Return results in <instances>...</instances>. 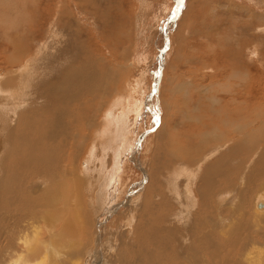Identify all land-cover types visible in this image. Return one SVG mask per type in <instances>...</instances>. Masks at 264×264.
<instances>
[{
    "label": "rangeland",
    "instance_id": "374dc122",
    "mask_svg": "<svg viewBox=\"0 0 264 264\" xmlns=\"http://www.w3.org/2000/svg\"><path fill=\"white\" fill-rule=\"evenodd\" d=\"M0 2V81L1 72L10 69L9 64L3 61V56L11 53V50L5 53L7 41L14 38L16 32L25 31L26 26L30 28V38L33 36L32 39H22L26 41L22 46L29 54L27 56L29 58L25 61L27 65L24 67L26 79L29 73L30 76L24 81L26 85L23 83L16 90L19 94L16 95L15 92L13 95V99H20L21 107L16 110L26 105L28 99L26 95L33 89L30 85L44 79L46 73L51 71V76H55L51 80L52 83L55 86L59 84L61 73L58 74L56 68L51 70L52 67L47 69L43 65L42 70L36 69L44 59L43 56H59L58 62L57 57L53 56L55 59L53 62L63 68L69 67L67 61L72 58L75 59L70 67L78 65L80 59L82 62L79 64L88 71L92 63L94 67L97 64H104L109 71L112 70L111 74H114L108 87V92H112V89L114 92L109 93L108 99L102 95L91 98L90 93H84L85 95L79 98L92 100L94 98L92 102L95 103L97 100L103 103L107 101V107L110 105L115 109L114 117L111 116L110 120L112 136L110 139L103 136L101 141L98 129L104 126V121L100 120L104 115L99 113L96 118L91 117L95 108L93 103L90 104L92 108L89 106L84 112L91 117L90 121L94 122L92 129L97 128V130L93 131L90 141L83 139L84 142L82 140L79 142L81 146L75 159L79 158L76 160V165L78 169L80 167L78 176L82 179L80 191L85 195L83 205L90 215L87 232L89 238L91 236L93 242L90 243L93 245L92 253L90 248L80 249L83 255L79 253L71 257L75 264H103L105 259L120 250V243L123 244L127 236L132 241L135 234L137 236L135 241L142 239L145 233H149L148 231L143 233L144 230L137 234L133 233L135 228L129 219L131 215L128 214L129 206L126 202L129 199H135L134 202H137L136 199L140 201L137 197L147 192L146 187L150 184L153 188L157 187L163 195L168 194V197L172 196V189L169 190V186L173 181L178 185L176 186L185 200L188 175L184 172L188 169L196 172L198 159L215 145H212L213 142L209 139V142L203 143L201 136L208 135L203 134V128L210 129V126L215 125L209 123L215 122L218 117L213 111L217 107V102L227 99H234L235 102L236 99L241 104L242 100L254 99L253 102L264 103V0H183L178 15L169 24L166 22L175 13L176 0H27L25 7L22 5L23 0H0ZM161 50L163 52L159 54ZM80 52L95 55L87 59L85 54ZM45 60L47 62L48 58ZM83 61L87 62L83 63ZM158 63L162 70L160 77L157 76ZM11 66L12 69L19 70L16 72L19 74L23 69L17 63ZM95 69L97 70V66ZM231 74L236 77L230 79L234 76ZM31 78H34L32 84H30ZM156 78L157 82H155ZM246 78L249 79L250 84L242 89L237 82L244 84ZM153 83H157V91L151 94ZM146 99H149V102H144ZM75 103H69V113L75 112L74 107H79L75 106ZM148 104L152 106L153 113L149 111ZM154 113L157 115L155 116ZM72 118V124L80 123L79 115H73ZM121 150L123 154L120 155ZM228 150V145H224L216 159L228 154ZM189 151L195 153L197 159L195 163L191 164L186 160ZM90 154L92 157L95 155L99 158L104 157L101 160L104 161L103 166L100 165L101 162L95 160L90 167ZM118 156L122 157L120 167L115 164ZM85 164H88L87 168ZM155 164L159 169L162 166V169H156ZM227 164L228 160L224 161V165ZM114 166L116 172L113 170ZM203 168L204 166L201 171ZM106 171L109 176L104 180L110 189L102 186L104 183L98 176V173L104 176ZM38 181L37 178L30 180V182ZM197 183L199 185L200 180L194 179L190 188V192L195 193V200ZM145 184L147 186L144 188ZM89 186L91 189L88 190ZM146 200L150 202L149 197ZM137 207L138 205H134L132 208L133 216L134 213L141 214L139 212L141 208ZM190 208L194 209L193 204ZM143 215L144 221L148 219L153 228L155 219L149 214ZM95 222L98 225H94ZM97 237L99 241H96ZM103 243L104 245H101ZM147 250L152 251L151 248Z\"/></svg>",
    "mask_w": 264,
    "mask_h": 264
},
{
    "label": "bare ground",
    "instance_id": "6f19581e",
    "mask_svg": "<svg viewBox=\"0 0 264 264\" xmlns=\"http://www.w3.org/2000/svg\"><path fill=\"white\" fill-rule=\"evenodd\" d=\"M26 1L23 0V7H25ZM12 26L14 25L12 24ZM16 30L18 31V28ZM29 30L30 28L26 26L25 31L16 32L14 38L8 39L10 41H7L5 53L9 50L11 53L3 56V61L5 60V63L9 64L10 69H4L1 72L0 264H75L71 257L79 255L80 249L90 248L92 253L93 245L90 243L93 242L91 236L89 238L87 232L90 215L83 205L85 195H82L83 193L80 191L82 179L78 176L80 167L78 169L76 165V160L79 158H75L79 154L78 150L81 146L79 142L81 140L84 142L83 139L90 141L93 131L97 130V128L92 129L94 122L90 121L91 117L94 119L99 113L104 115V118H100L101 122L104 121V126L98 129V133L101 135L100 141L103 136L108 139L112 136L110 120L115 108L110 105L107 107L108 102L104 99V103L100 102L101 100H97L95 103L92 102L95 99L91 98L102 95L108 99V96L114 92L113 89L112 92H108L109 82L113 79L114 74L112 75L110 72L112 70L109 71L104 64H97L96 70V66L94 67V63H92L90 67L87 66L90 68L88 71L82 64H79L82 62L80 59L78 65L70 67L75 59L72 57L67 61L68 68L58 67L56 62H53L55 60L53 56L57 57V62L60 57L57 55L49 57L47 54L48 57L43 56V62L41 61L36 69L42 70L43 65L47 69L52 67L51 70L56 68L58 74L61 73L59 84L55 86L52 83L51 80L55 76H51V71V73H46V78L30 85L33 89L31 88L32 91L29 90L26 95L28 98L25 102L26 105L16 110L21 107L19 106L20 99H13V95L15 92L16 95L19 94L16 90L30 76L29 73L26 79L24 67L27 65L25 61L29 58L27 57L29 54L22 46L26 42L22 39L30 38ZM88 53L80 52V54H85L87 59L95 55L92 53L88 55ZM51 57L53 59H50ZM45 58H48L47 62ZM87 61H83V63ZM16 63L23 68L20 74L16 73L19 70L11 68V64ZM31 70L33 71L34 67ZM158 76L160 77V74ZM235 77L236 75L230 79ZM118 79L116 78V80ZM32 80L34 78H31L30 84L34 82ZM246 80L244 84L237 82L238 86L242 89L247 87L250 81L247 78ZM157 81L156 78L155 82ZM71 91H75V93L72 94ZM84 93H90L91 98L79 99L85 95ZM26 96H24L25 99ZM253 101L254 99L242 100L243 106L236 99L235 102L234 99L217 102L218 108H214L213 111L218 117L215 122L209 123V125L212 123L215 125L210 126V129L203 128V134L208 135L201 136L203 143L211 140L212 145L215 144L214 147L198 159L196 172L189 169L185 171L181 166L184 173L188 175L186 189L184 188L186 190L185 200L177 188L178 185L172 181L169 186V190L172 189V192L170 191L172 196L163 195L157 187L153 188V185L150 184L146 187L147 192L137 197L140 198V201L136 199L137 202H134L135 199H129L126 202L129 206L128 214L132 217L128 215L129 219L135 228L133 233H140L141 230H144L143 233L146 231L149 233H145L142 239L135 241L134 239L137 237L135 234L132 241L127 236L126 239L129 242L124 244L127 241L125 240L123 241L124 245L120 243V250L105 259L106 264H264V103ZM70 102L71 104L76 102L75 106H79L78 108L74 107L75 112L69 113ZM39 103L40 105H38ZM91 103L95 105V108H93L94 112H91L90 117L84 112L87 107H91ZM133 105L137 107L139 104ZM71 107L73 108V106ZM73 115H79L80 123H71ZM224 145H228L229 153L223 155L221 159H216ZM121 154H123V150H121ZM171 154L173 153L171 152ZM89 156V159L91 158L90 167L95 160L101 162L104 158H99L97 155L92 157L91 154ZM121 159L122 157L118 156V161L115 162L119 167ZM186 160L188 163H195L197 160L195 153L189 151ZM226 160H228V164L224 165ZM102 162L101 166H103ZM155 165V168L159 169L157 164ZM84 166L87 168L88 164ZM113 170L116 172L115 166ZM199 172L200 174H198ZM184 173L181 172L183 175ZM98 176L102 178L101 182L104 183L102 186L105 189H110L104 180L109 176L108 171L104 176H100V173ZM32 178H37L39 181L30 182ZM175 179L177 180V178ZM194 179L200 180V186L198 183L196 185V200L194 199L195 193L190 192ZM145 186L147 184L144 185V188ZM146 196L149 197L150 202L146 200ZM142 197H144L143 200ZM192 204L193 210L190 208ZM134 205L141 208V211L137 209L141 212L140 215L134 213L133 216ZM143 214H149L155 219L153 228L148 219L144 221ZM96 222L94 225H98ZM96 241H99L98 237ZM147 247L152 251L147 250Z\"/></svg>",
    "mask_w": 264,
    "mask_h": 264
},
{
    "label": "water",
    "instance_id": "95a60500",
    "mask_svg": "<svg viewBox=\"0 0 264 264\" xmlns=\"http://www.w3.org/2000/svg\"><path fill=\"white\" fill-rule=\"evenodd\" d=\"M182 2H183V0H176V4H175V13H174V15L169 19V20H167V22L166 23H169V22H172V21H174V19L176 18V16L178 15V12H179V10H180V7H181V5H182ZM167 46V44L165 45V47ZM162 50L160 51V53L159 54H162ZM159 57H160V55H159ZM160 61V60H159ZM161 70V65H160V63H158V70H157V76L160 74V71ZM152 92H151V94H153L154 92H156L157 91V83H153L152 84ZM147 107H148V109H149V111L150 112H154L153 111V108H152V106L150 105V104H148L147 105ZM154 115L156 116L157 114L156 113H154Z\"/></svg>",
    "mask_w": 264,
    "mask_h": 264
},
{
    "label": "crops",
    "instance_id": "0c3cea01",
    "mask_svg": "<svg viewBox=\"0 0 264 264\" xmlns=\"http://www.w3.org/2000/svg\"><path fill=\"white\" fill-rule=\"evenodd\" d=\"M147 101L149 102V99H146L144 102H147ZM145 105H146V104H145Z\"/></svg>",
    "mask_w": 264,
    "mask_h": 264
}]
</instances>
